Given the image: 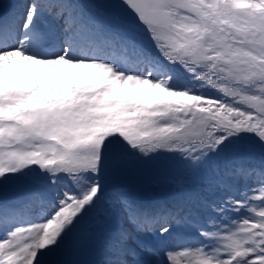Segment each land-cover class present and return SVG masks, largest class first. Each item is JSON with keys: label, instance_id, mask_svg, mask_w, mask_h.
<instances>
[{"label": "snow or ice", "instance_id": "1", "mask_svg": "<svg viewBox=\"0 0 264 264\" xmlns=\"http://www.w3.org/2000/svg\"><path fill=\"white\" fill-rule=\"evenodd\" d=\"M85 248L264 264V0L0 11V264Z\"/></svg>", "mask_w": 264, "mask_h": 264}, {"label": "rangeland", "instance_id": "2", "mask_svg": "<svg viewBox=\"0 0 264 264\" xmlns=\"http://www.w3.org/2000/svg\"><path fill=\"white\" fill-rule=\"evenodd\" d=\"M17 3V0H0V11L7 10L11 6L15 5ZM119 182V181H117ZM109 191H111V187L109 188ZM91 255L89 253V250L87 248L79 250V251H72L68 250L66 252L61 253L56 257V259L60 261H67L69 264L73 261H86L88 259H91Z\"/></svg>", "mask_w": 264, "mask_h": 264}, {"label": "water", "instance_id": "3", "mask_svg": "<svg viewBox=\"0 0 264 264\" xmlns=\"http://www.w3.org/2000/svg\"><path fill=\"white\" fill-rule=\"evenodd\" d=\"M6 196H10L11 195V190H9L7 193H5Z\"/></svg>", "mask_w": 264, "mask_h": 264}]
</instances>
